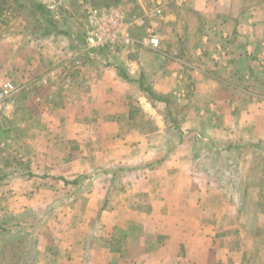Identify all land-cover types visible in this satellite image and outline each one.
I'll use <instances>...</instances> for the list:
<instances>
[{
  "label": "crops",
  "instance_id": "crops-1",
  "mask_svg": "<svg viewBox=\"0 0 264 264\" xmlns=\"http://www.w3.org/2000/svg\"><path fill=\"white\" fill-rule=\"evenodd\" d=\"M35 1L55 28L28 5L0 27L25 164L0 178V264H264V0H133L162 43L118 52L76 15L110 0Z\"/></svg>",
  "mask_w": 264,
  "mask_h": 264
},
{
  "label": "built area",
  "instance_id": "built-area-1",
  "mask_svg": "<svg viewBox=\"0 0 264 264\" xmlns=\"http://www.w3.org/2000/svg\"><path fill=\"white\" fill-rule=\"evenodd\" d=\"M160 9L146 11L144 16H131L122 5L111 7H87L85 12V44L87 49H108L112 52L128 50L137 42L150 49L157 50L161 46V38L151 30V16L160 14ZM136 29H145L146 37L137 41L134 36ZM54 71H56L54 69ZM50 74H55L50 72ZM21 88L13 81L6 80L0 85V121L17 102ZM10 140L0 138V152L7 149Z\"/></svg>",
  "mask_w": 264,
  "mask_h": 264
},
{
  "label": "rangeland",
  "instance_id": "rangeland-1",
  "mask_svg": "<svg viewBox=\"0 0 264 264\" xmlns=\"http://www.w3.org/2000/svg\"><path fill=\"white\" fill-rule=\"evenodd\" d=\"M110 1L111 2L104 3L106 5V7H110L108 5L113 4L114 1L113 0H110ZM125 3H126V6L128 7V10L130 11L129 13L131 14V16H136V17L142 16V13L139 11V8L136 7L135 2L133 0H125ZM100 4H102V3H90L88 5V7L98 8L99 7L98 5H100ZM36 12L37 11L34 9L31 10V13L33 16L32 19L34 20L36 26L39 27L41 25L40 24V18H37L38 14ZM85 12H86V9L81 10V11L79 10L78 14H76L79 17V20H80L79 23H84ZM156 29H159V28H156ZM158 34H159L161 41H162V36L160 35L159 31H158ZM134 36H135V39H137V41H140L146 37V30L145 29H136L134 31ZM138 46H142L140 44V42H137L135 44V47H138ZM109 55L110 54H108V53L104 54L105 58L108 60L111 58V56H109ZM112 55H113L112 58H115V57L118 58L119 57V55H117L115 53H112ZM119 60H121V57H119ZM172 108H174V106H172ZM0 136H1V133H0ZM15 146H16V144H15ZM13 147H14V145H13ZM16 152H17V150H15V149L12 150V148H10L8 153H6L5 155H4V153L0 152V178L2 177V175L4 173H7V172H9V173H19V172L22 173V172H24L25 164H24V162L19 160ZM4 229L7 230V228H4ZM11 255L13 257L12 264H15L16 254L13 253Z\"/></svg>",
  "mask_w": 264,
  "mask_h": 264
},
{
  "label": "trees",
  "instance_id": "trees-1",
  "mask_svg": "<svg viewBox=\"0 0 264 264\" xmlns=\"http://www.w3.org/2000/svg\"><path fill=\"white\" fill-rule=\"evenodd\" d=\"M25 5L30 6L32 9L36 10L38 13H40L43 16H47V22L50 27L55 28L54 23L51 21V14L49 10H47L46 7H44L42 4H39L35 0H0V27L1 26H7L10 24L11 21V12L13 6H18L20 8H24ZM143 90L148 92L153 99L157 100H164L162 97H159L155 95L151 89L144 88V85H142ZM3 226H0V229L3 230Z\"/></svg>",
  "mask_w": 264,
  "mask_h": 264
}]
</instances>
